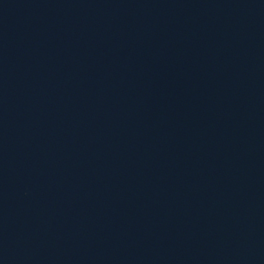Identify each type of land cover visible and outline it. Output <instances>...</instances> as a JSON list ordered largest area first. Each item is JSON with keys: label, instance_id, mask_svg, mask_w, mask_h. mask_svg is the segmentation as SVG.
Instances as JSON below:
<instances>
[{"label": "water", "instance_id": "95a60500", "mask_svg": "<svg viewBox=\"0 0 264 264\" xmlns=\"http://www.w3.org/2000/svg\"><path fill=\"white\" fill-rule=\"evenodd\" d=\"M0 264H264V0H0Z\"/></svg>", "mask_w": 264, "mask_h": 264}]
</instances>
